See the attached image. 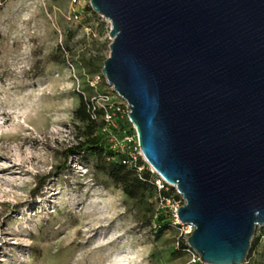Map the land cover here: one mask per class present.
Here are the masks:
<instances>
[{
  "label": "water",
  "instance_id": "95a60500",
  "mask_svg": "<svg viewBox=\"0 0 264 264\" xmlns=\"http://www.w3.org/2000/svg\"><path fill=\"white\" fill-rule=\"evenodd\" d=\"M102 75L148 166L183 199L202 264H246L264 228V0H91Z\"/></svg>",
  "mask_w": 264,
  "mask_h": 264
},
{
  "label": "rangeland",
  "instance_id": "374dc122",
  "mask_svg": "<svg viewBox=\"0 0 264 264\" xmlns=\"http://www.w3.org/2000/svg\"><path fill=\"white\" fill-rule=\"evenodd\" d=\"M84 8L76 19L71 0H0V264H187V226L155 235L184 206L177 191L129 198L95 158H66L81 98L128 114L102 75L111 24ZM259 237L246 264H264Z\"/></svg>",
  "mask_w": 264,
  "mask_h": 264
},
{
  "label": "trees",
  "instance_id": "16d2710c",
  "mask_svg": "<svg viewBox=\"0 0 264 264\" xmlns=\"http://www.w3.org/2000/svg\"><path fill=\"white\" fill-rule=\"evenodd\" d=\"M75 115L76 119L83 123L85 127L81 136L82 140L66 153L67 160L74 156L83 160L95 158L101 171L107 174L113 183L129 198L137 199L145 198L147 195L151 197L159 195L164 200H170L173 194H176V190L167 184H164V188L161 190L158 188L154 174L141 158L136 166L124 164L128 157L124 153L112 149L110 132L104 131L106 123L103 120V109L97 108L95 104L83 97ZM118 126L119 129L114 133L122 137L125 132L133 130L128 116L119 119ZM139 168H143V170L139 171ZM157 179L159 180L158 177ZM175 197L179 199L178 195H175ZM174 221V214L158 217L155 225V235L159 236L163 231L170 229L174 225ZM260 241V237L254 239L249 260L258 249Z\"/></svg>",
  "mask_w": 264,
  "mask_h": 264
},
{
  "label": "built area",
  "instance_id": "2783aa9c",
  "mask_svg": "<svg viewBox=\"0 0 264 264\" xmlns=\"http://www.w3.org/2000/svg\"><path fill=\"white\" fill-rule=\"evenodd\" d=\"M88 1L90 0H71L72 6L74 8L73 13L76 19L80 18L82 11H84L85 9L84 5L87 4ZM99 80H101V77L97 78V81ZM112 99H113L112 97L110 98L109 96H106L103 99L102 105H98L95 102L92 103L95 104L97 108L104 110L103 120L106 123V127L104 131L110 132L111 142L113 144L112 149L116 152H122L128 157V160L124 162V164L136 166L138 160L140 158L143 159V155L138 145L136 130L133 127V130L129 132H125L123 134V137L114 133V131L119 129L118 120L124 117L122 115V113L124 112L121 106L112 102ZM125 116H128V114ZM94 118L96 117L94 116ZM142 170L143 168H139V171ZM164 184H166V182L161 177H159V180L157 181L156 185L160 190L164 188ZM177 211L178 210H176L174 213V217H175L174 225L184 227L183 225H181V223L177 218ZM186 228H188L186 234L190 236L193 233V228L190 226H187ZM186 247H187L186 251L189 254V261L187 264H202L200 257L192 248L189 247L188 242Z\"/></svg>",
  "mask_w": 264,
  "mask_h": 264
}]
</instances>
